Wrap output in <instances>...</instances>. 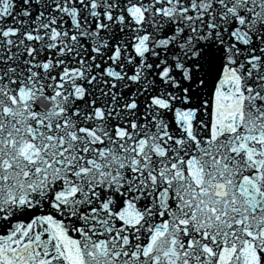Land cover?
<instances>
[{
  "label": "snow or ice",
  "instance_id": "6c2138e0",
  "mask_svg": "<svg viewBox=\"0 0 264 264\" xmlns=\"http://www.w3.org/2000/svg\"><path fill=\"white\" fill-rule=\"evenodd\" d=\"M0 264H264V0H0Z\"/></svg>",
  "mask_w": 264,
  "mask_h": 264
}]
</instances>
